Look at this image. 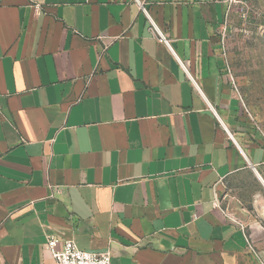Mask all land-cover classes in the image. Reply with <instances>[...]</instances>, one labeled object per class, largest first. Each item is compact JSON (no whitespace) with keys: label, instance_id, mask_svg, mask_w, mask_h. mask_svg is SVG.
<instances>
[{"label":"crops","instance_id":"obj_1","mask_svg":"<svg viewBox=\"0 0 264 264\" xmlns=\"http://www.w3.org/2000/svg\"><path fill=\"white\" fill-rule=\"evenodd\" d=\"M227 7L0 0V264H55L50 237L112 264H264V134Z\"/></svg>","mask_w":264,"mask_h":264},{"label":"rangeland","instance_id":"obj_2","mask_svg":"<svg viewBox=\"0 0 264 264\" xmlns=\"http://www.w3.org/2000/svg\"><path fill=\"white\" fill-rule=\"evenodd\" d=\"M227 6L221 36L230 72L247 115L264 134V0H227Z\"/></svg>","mask_w":264,"mask_h":264},{"label":"built area","instance_id":"obj_3","mask_svg":"<svg viewBox=\"0 0 264 264\" xmlns=\"http://www.w3.org/2000/svg\"><path fill=\"white\" fill-rule=\"evenodd\" d=\"M150 31L159 41L170 47V41L152 21ZM1 112L2 108L0 106ZM58 243V238L50 237L46 245L55 264H112V256L109 252L84 251L79 249L71 240L65 241L63 249L58 250Z\"/></svg>","mask_w":264,"mask_h":264}]
</instances>
